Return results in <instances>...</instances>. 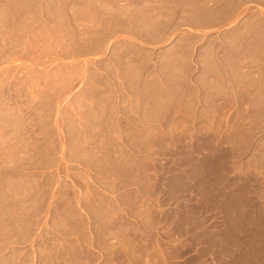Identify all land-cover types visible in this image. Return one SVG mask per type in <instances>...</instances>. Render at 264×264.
<instances>
[{"label":"rangeland","instance_id":"rangeland-1","mask_svg":"<svg viewBox=\"0 0 264 264\" xmlns=\"http://www.w3.org/2000/svg\"><path fill=\"white\" fill-rule=\"evenodd\" d=\"M0 264H264V0H0Z\"/></svg>","mask_w":264,"mask_h":264}]
</instances>
